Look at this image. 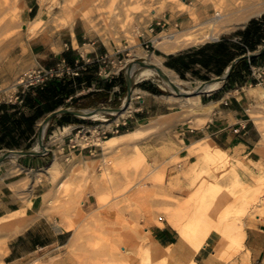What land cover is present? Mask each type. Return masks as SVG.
<instances>
[{
    "label": "rangeland",
    "instance_id": "374dc122",
    "mask_svg": "<svg viewBox=\"0 0 264 264\" xmlns=\"http://www.w3.org/2000/svg\"><path fill=\"white\" fill-rule=\"evenodd\" d=\"M183 1L189 6L196 3V0ZM21 2L22 0H0V65L6 59L11 45L24 34L28 33L30 38H35L49 31L72 30L77 25L90 37L101 39L107 44L112 42L115 50L120 51L119 59L126 63L123 72H127L128 69L130 71L131 68L141 63L144 60L142 54L154 53L161 57L163 68L173 73L178 80H182L184 88L197 86L186 82L174 71L166 68L162 57L164 53L154 43V38L160 32H169L171 29L180 30L183 23L189 19L188 13L184 14L180 10L181 7L177 6L176 0H40L44 10L40 17L35 20L30 19V21L24 19L25 9ZM159 21L165 25L158 30L156 23ZM243 27L226 31L219 38L232 36ZM151 29L155 32H151ZM208 42L211 41L205 43ZM135 43L138 45H134ZM140 83L141 81H133L134 90L140 89ZM143 83L151 84L161 90L160 100L169 107L167 109L164 106V112L172 113H167L170 115L163 118L162 123L156 128L148 130L141 140L125 144L120 147V150L107 156L114 161L113 181L100 187L99 196L81 194L84 192L81 187L84 180L81 174H73L72 164L84 157L100 161L103 158L101 147L93 148L92 153L90 150H84L82 153L81 151L71 152V156L62 151L61 147H56L55 154L62 163V170L57 177L50 179L43 175L41 181L37 179L33 181L35 173L41 176L45 172V167L42 170L30 171V176L13 186L26 190L23 195L26 206L22 208L27 213L32 205L33 196H35L31 192V187L33 184L44 187L43 207L40 211L43 213L42 217H47L56 226L62 224L68 230H73L68 237L70 239L66 247L30 251V256L19 264H189L193 257L192 247L184 245L178 234L177 244L172 243L168 255L153 253L150 250L152 242L150 228L161 224L160 222L168 225L163 217L164 209L178 210L180 204L188 199L190 207L194 206L196 198L193 200L189 193L183 192L184 188L188 190L192 188L195 176L190 172L180 173V166L188 163L186 162L187 157H183L187 152H182L187 151L186 146L190 145L184 143L180 133L189 124L192 127H202L207 119L189 115L182 109L183 101L179 97L169 99L171 94L163 90L157 79L144 80ZM135 96H142L140 90ZM253 109L264 111V103L257 98ZM108 117L112 116H103L102 120ZM117 118L113 117L112 120ZM200 123L202 125L199 126ZM127 132L130 131L121 130L117 134L108 135L107 138ZM56 133L62 138L65 135ZM66 133L69 131L67 130ZM54 134L53 130L49 132V136ZM51 143L55 144L53 140ZM80 143L83 145L82 140ZM137 150L141 151L146 166L136 159ZM176 151L179 152L178 158L166 161L169 154ZM228 153L239 163L238 170L243 186L249 188L254 186L258 174L255 168L251 174L246 172L244 162L247 155H237L229 151ZM53 159L52 155V161ZM195 160L196 158H191L189 162ZM100 173L102 171L98 170V175ZM172 174L175 175V179L171 178ZM211 176L212 173H203L199 179V186L205 188ZM145 177L151 178V181L144 179ZM142 179L149 183L148 187L145 192L135 196V191L142 187L137 182ZM161 183L166 188H171V191L166 192L162 189ZM221 184L223 191L218 198V203L209 208L210 217H206L211 224L213 220L216 221L217 226L223 232H226V227H233L232 234L234 235L239 227L246 229L252 221L260 218L262 212L264 218V204L259 202V199L264 202L263 189H258L259 199L253 202L251 194L245 195L240 192L228 178L222 180ZM29 187L30 193L27 192ZM99 197L104 199L102 203ZM58 217H62V220L55 222V218ZM185 218L189 221L195 217ZM263 218L260 219L263 220ZM43 228L44 236L52 234L48 225ZM20 233L14 234L11 230L0 228V264H17L13 261L14 256H10V248L12 240ZM244 250L243 243L242 246L232 249L230 253L213 254L206 250L203 251L215 264H248L246 259L248 254H244Z\"/></svg>",
    "mask_w": 264,
    "mask_h": 264
},
{
    "label": "crops",
    "instance_id": "0c3cea01",
    "mask_svg": "<svg viewBox=\"0 0 264 264\" xmlns=\"http://www.w3.org/2000/svg\"><path fill=\"white\" fill-rule=\"evenodd\" d=\"M21 4L25 9L24 19L29 21L40 17L44 10L40 0H22ZM252 20L255 23L250 24ZM156 24L158 30L165 25L162 21ZM240 32L176 53H164L163 64L192 85L212 83L216 79L222 82V87L216 91L201 93V102L213 104L214 109L208 117L204 115L207 121L202 127L189 124L182 129L180 135L185 144L207 138L231 153L246 154L249 159L264 162L263 136L249 113L257 103L253 90L264 89V84L259 85L254 80L251 70L252 66L264 65V52L261 53L264 49V13L251 19ZM119 52L112 42L107 44L90 37L77 25L72 30L49 31L35 38H30L27 33L11 45L0 65V156L8 152L33 150L39 143L41 129L47 151L38 156H12L0 163V217L26 206L23 200L26 190L13 186L30 176V171L49 166L56 147H61L70 156L71 152L77 153L71 149L69 136H65L62 143L52 144L50 131L56 133L67 128L69 132L72 129V135L79 131L82 134L100 127L102 121L109 122L116 117L103 114L104 117H112L93 120L81 115L59 114L46 122L50 115L61 110L121 108L128 93L126 72L107 79L99 74L103 64L97 62L106 53L116 60L120 57ZM249 55L254 56L249 58ZM88 60L94 62L78 77L66 75L32 88H24L17 81L31 69H50L63 63L75 67L85 65ZM228 74V78L224 79ZM143 82L139 87L142 96L132 98L126 116L105 125L119 124L122 131H131L146 124L152 117L172 113L164 112V106L169 107L160 100L161 90ZM27 192L30 193V187ZM31 192L35 196L28 210L29 216L41 211L44 187L33 184ZM61 220L62 217L55 218V222ZM160 223L150 228L152 237L176 245L175 229ZM45 225L49 226L52 234L43 235ZM245 230L244 254H248V264H264V220L257 218ZM72 232L64 226L57 228L47 217H41L12 240L10 256H14V263L19 264L30 256V251L66 247ZM191 259L199 264H215L203 250L193 253Z\"/></svg>",
    "mask_w": 264,
    "mask_h": 264
},
{
    "label": "bare ground",
    "instance_id": "6f19581e",
    "mask_svg": "<svg viewBox=\"0 0 264 264\" xmlns=\"http://www.w3.org/2000/svg\"><path fill=\"white\" fill-rule=\"evenodd\" d=\"M176 4L178 7H181L180 10L184 14L188 13L189 19L183 23L182 29H171L169 32L162 31L154 38L156 47L165 54L175 53L189 46L205 43L207 41H215L219 39L220 35L224 32L245 26L252 18L259 17L264 13V0H196V3L193 6L187 5L183 0H176ZM134 45L137 46L138 44L135 43ZM142 55L144 60L129 71L132 81L138 82L157 79L163 90L168 91L171 94L169 99L179 97L183 101L184 104L182 109L188 112L189 115L206 119L208 115L211 114L214 105L203 104L200 95L203 92L210 93L222 87V82L220 80L216 79V81L212 83L204 82L194 88L186 89L183 87L182 80H178L173 73L163 68L160 56L154 53L151 55ZM138 91L139 90L132 91L130 97L131 100ZM253 91L256 98H258L261 103H264V90L255 88ZM128 100L129 99L126 97L124 100V108L117 110L105 108L98 111L81 110L78 112L84 118H92L93 120L102 119L103 114L124 117L129 106L132 104L131 101ZM249 113L254 120L256 127L262 133L264 142V111H262V109H253L249 110ZM169 115L170 114H165L152 117L147 124L142 125L133 131L118 136L113 135L105 140L98 139V130L96 128L92 129L93 142L95 145L102 148L103 158L97 162L96 160H90L84 157L73 162V174H81L84 180V184H81L84 192H81V194L99 196L100 187L102 185L110 184L113 181L112 174H114V161L107 156L120 150V147L125 144L141 140L145 137L148 130L156 128L162 123V119ZM204 115L207 117L204 118ZM200 125H202V123H200L199 126ZM52 140L53 143H56L62 141L63 138L58 133H55L52 136ZM79 142L81 141L79 140ZM186 149L187 154L183 157H187L186 162L188 161V163L185 164V166H183V164L180 166V173L187 174L190 172L195 176V182L192 183V188L189 189H193V192L189 191L187 188H184L183 192L189 193V195H191L190 198L192 199L193 197V200L196 198V202L192 208L190 207L191 204L189 199L181 203L180 209L178 210L166 208L163 210V217L167 223L175 229L181 242L184 245L192 247L193 253H198L202 250H206L213 254L230 253V251L236 246L243 245L246 237V230L243 227H239L233 235V227L228 226L225 228L226 232L221 231L217 226L216 221L213 220V223L211 224L207 220L206 217H210L209 208L213 204L218 203V198L223 191L221 181L226 178H228L243 194H251L253 202L259 199L258 194L260 192L258 193V189L264 190V162L254 161L249 158L244 162L247 173H253V168H255L258 174L254 186L249 188L243 186L241 182L238 161L220 145L205 138L193 141L192 144L186 146ZM33 151H42L39 143L35 146ZM135 154L136 159L140 163H143V166H146L141 151L137 150ZM178 154V151L172 152L166 158V161L176 159V157L178 158ZM191 158H196V160L189 162ZM61 170L62 163L58 155L55 154L52 163L45 168V172H43L41 176L35 173L33 181H36V179L37 181H41L43 175L52 179L57 177ZM98 170L102 171L99 175ZM203 173H212V176L206 182L205 188L199 186V179ZM174 177L175 175L172 174L171 178L175 179ZM144 179L151 181V178L145 177ZM137 184L142 187H139L138 190L135 191V196H139L141 193L145 192L149 183L146 181L144 182L142 179L139 180ZM161 188L166 192L171 191V188H166L162 183ZM99 200L102 203L104 199L99 197ZM259 202L264 204L261 199H259ZM103 214L104 216H107L106 213ZM42 216V212L29 216L26 210L21 208L18 211L0 217V228H6L11 230L14 234H17L26 230L29 225ZM185 217L195 218L188 221ZM260 218H263V212L261 213ZM61 226L63 225L58 224L56 227L60 228ZM150 236L152 239L150 250L153 253H159L164 256L168 255L170 246L173 244L167 240L162 241L155 239L152 237L151 233ZM189 264L199 263L191 259Z\"/></svg>",
    "mask_w": 264,
    "mask_h": 264
},
{
    "label": "built area",
    "instance_id": "2783aa9c",
    "mask_svg": "<svg viewBox=\"0 0 264 264\" xmlns=\"http://www.w3.org/2000/svg\"><path fill=\"white\" fill-rule=\"evenodd\" d=\"M151 32H155L154 29H151ZM148 46V45H147ZM94 61L88 60L85 65H76L75 67L67 66L65 63L62 65L59 64L57 67L46 69L43 67L35 68L29 70L27 73H25L20 79L18 84L23 86L24 88H32L36 86H44L47 84L50 80L54 78H62L66 75L78 77L82 71H85L87 69V66L92 64ZM97 62H102L103 67L99 69V74L102 77H105L107 79L112 78L115 75H119L120 72L124 70L126 67V63H124V60L121 59H112V55L109 53L104 54L102 57H100ZM252 77L254 80L259 84H264V65L260 66H252ZM106 120L101 122L100 127H96L98 130V139H107L108 135L111 134H117L121 131L120 125L112 126V125H105ZM111 128L109 129V127ZM69 128V127H68ZM67 128H62V130H58L60 134H65V136H69V144L71 145V149L75 152L78 151H84V150H90V152H93V148H98V145H95L93 142V139H91L93 133L90 132H84L81 134L79 131L78 133H75L72 135V129L69 133H66ZM52 139V136H50ZM91 139V140H90ZM64 140V139H63ZM79 140L83 141V145L79 142ZM58 143H62L61 141ZM57 144V143H55ZM55 157V154H54Z\"/></svg>",
    "mask_w": 264,
    "mask_h": 264
},
{
    "label": "water",
    "instance_id": "95a60500",
    "mask_svg": "<svg viewBox=\"0 0 264 264\" xmlns=\"http://www.w3.org/2000/svg\"><path fill=\"white\" fill-rule=\"evenodd\" d=\"M264 52V49L261 51V53ZM254 55H249L248 57L251 58L253 57ZM234 65L231 66L230 68V71L232 70ZM229 76V74L224 78V79H227ZM126 81H127V87H128V93H127V98L131 101L130 97H131V94H132V79H131V76L129 75V69L128 71L126 72ZM128 100V101H129ZM124 106V105H123ZM121 107V108H124V107ZM120 109V108H119ZM98 110H101V109H93V111H98ZM112 110H117V109H112ZM78 111H71V110H61V111H58V112H55L53 113L52 115H50L47 119L46 122H48L49 120H51L53 117H55L56 115H59V114H75V115H80L79 112L77 113ZM43 129H41V132H40V135H39V144H40V148L42 151H39V152H34L33 150H30V151H27V152H8V153H5L3 155L0 156V163L6 159V158H9V157H12V156H17V155H20V154H30V155H35V156H38V155H42L43 152L46 151V148L43 144Z\"/></svg>",
    "mask_w": 264,
    "mask_h": 264
},
{
    "label": "trees",
    "instance_id": "16d2710c",
    "mask_svg": "<svg viewBox=\"0 0 264 264\" xmlns=\"http://www.w3.org/2000/svg\"><path fill=\"white\" fill-rule=\"evenodd\" d=\"M253 23H255V20H252L251 21V23L250 24H253ZM239 33H241L240 31H237L235 34L237 35V34H239ZM220 50L222 49L221 47H218ZM252 62H254V60H252ZM155 92H158V90H155Z\"/></svg>",
    "mask_w": 264,
    "mask_h": 264
}]
</instances>
